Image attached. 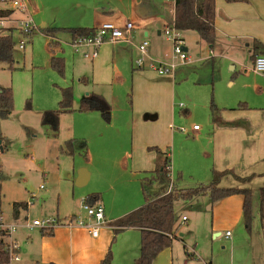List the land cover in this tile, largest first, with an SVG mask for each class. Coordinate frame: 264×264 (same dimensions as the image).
Here are the masks:
<instances>
[{"label":"rangeland","instance_id":"374dc122","mask_svg":"<svg viewBox=\"0 0 264 264\" xmlns=\"http://www.w3.org/2000/svg\"><path fill=\"white\" fill-rule=\"evenodd\" d=\"M24 1L26 11L15 8L13 0L0 2L1 7L15 9L12 17L30 13L36 23L32 36L20 30L14 32V67L0 62V86L11 87L14 96L12 114L0 120V209L9 221L15 219L14 201L30 203L28 209L21 211V222L27 216L31 221H65L69 217L73 222L85 220L88 216L82 201L92 192L99 193L97 202L105 207L108 219L121 217L142 204L141 179L153 175L155 158L162 155L153 147L171 161V180L176 185L208 183L213 175L208 168L214 148L209 143L210 136L203 132L212 120V105L249 99L264 104V73L253 70L250 56L240 54L238 61L219 56L216 49L211 52L200 44V37L193 30L180 31L189 60L180 66L186 70L177 76L172 90L165 83L167 80L159 79L166 76L148 67H136L134 60L141 53L137 48L140 42L133 33L132 41L103 43L93 61L83 56L89 48L77 52L66 40L70 38L65 27L91 26L100 16L99 6H112L115 16L111 20L131 19L138 8L147 7V0L139 7L138 0ZM151 1L162 9L172 2ZM45 27L61 28L58 43L50 41L43 32ZM157 28L162 30L165 42L155 30H151L149 38L164 46V53L170 51L174 30L167 27L171 32L169 39L162 20L157 22ZM20 41L25 42L24 48H20ZM53 55L64 58L62 71L52 65ZM213 56L217 71H212ZM231 63L236 67L232 68ZM82 77L87 81H81ZM69 87L73 110L60 114L55 130L45 123L44 115L59 107L64 90ZM93 92L101 94L110 105L109 115L102 109H79L81 99ZM194 124L202 128L200 132L193 130ZM70 139L84 141L86 154L77 145L73 154L68 153L66 142ZM82 168L90 173V179L85 185H77ZM209 204L208 198H201L196 207L181 209L182 217L187 219H181L178 235L182 234L193 256L189 257L183 241L175 238L157 255L154 264H239L251 248L252 261L262 264L264 211L259 209L258 189L253 190L250 229L241 219V227H228L230 237L225 236L227 229H222V235L213 238ZM236 204L234 200L231 208L235 209ZM226 220L235 218L231 215ZM41 229L19 228L23 258L9 264H44L35 257V243L25 238V234L41 233ZM118 238L113 240L112 252Z\"/></svg>","mask_w":264,"mask_h":264},{"label":"crops","instance_id":"0c3cea01","mask_svg":"<svg viewBox=\"0 0 264 264\" xmlns=\"http://www.w3.org/2000/svg\"><path fill=\"white\" fill-rule=\"evenodd\" d=\"M143 1L144 0H138V7L142 6ZM147 1V7L144 8L142 6V8H138L137 12L135 11V17L130 19L136 24L133 35L139 42L147 39L149 41L148 52L155 57H162L166 53H164V46L157 45L149 36L151 30H155L158 38L162 39V30L157 28V22L162 20L166 26L173 21L175 3L174 0H171L172 2H167L164 9H162L160 8V4L153 3L151 0ZM99 8L101 9L100 16L96 18L91 26L86 27H97L100 23L111 20V18L115 16L114 9H112L109 3L101 7L99 6ZM215 14V27L219 33L217 34L215 45L211 48L205 41L199 39L200 44H205L211 52H214L216 49L219 56H223L230 61H238L239 56L241 57L240 54H243L244 56L249 55L254 63L255 58L252 56L253 42L254 40H258L264 43V0H246L240 2L216 0ZM123 20L124 19H117L114 21L122 22ZM79 26L83 25L79 24L77 26L68 27ZM68 36L70 39L67 38L66 40L72 43V36L70 34ZM163 39L162 41L164 43L165 39ZM89 60L93 61L94 58ZM210 61L212 71H214V69L217 71L215 57L213 56ZM230 65L232 68L236 67L234 63ZM185 70L186 68L179 67L175 76L159 77V79L167 80L165 83L168 84L167 86H170L169 89L172 90L173 82L176 80L177 76L183 74ZM82 78L81 81H87V78ZM246 98L249 99L248 97ZM241 102H244L245 105L241 106ZM201 129L202 128L199 127V129L193 130L200 132ZM204 133L210 136L211 141L209 140V143L214 148L212 163L208 168L210 173L214 171L221 172L228 169L233 170L241 177L249 176L252 173L257 174L250 182L238 181L231 174H227L221 178V186L257 190L264 184V104H255L249 99V101L240 100L237 103L216 106L212 111V120L203 134ZM75 145H77V147L82 146L84 149L86 148L85 142L81 140H77ZM166 154L168 155V153ZM155 167L156 158L155 166L151 168V171H154ZM89 179L90 173L86 169H80L77 181L85 185ZM163 187H165V183H154L152 190L159 191ZM201 198L209 199L207 196H202L197 202L200 203ZM234 200L237 201L235 209L230 206L233 204ZM143 202L144 198L142 203ZM243 202L242 194L232 195L214 204L210 202L213 238L221 236L223 233L222 229H227L225 231V236L230 237L231 234L227 235V233L230 232L228 227L233 228L240 224L241 219L242 221L244 219ZM185 206L187 205H184L182 202L176 204L177 209L180 211L182 208H185ZM26 209H28V207ZM22 210L23 209H20L18 216H15L14 220L20 221L19 217ZM231 215L235 218V221L228 222L226 219ZM26 218H28V216ZM105 218L106 223L100 228L97 237H94L86 226L71 222L73 218L69 217L65 221H59L60 224L54 228V234L51 236L43 235L36 231V233L34 232L32 235L25 234V238L31 239L32 242L35 243L37 246L35 257L44 264H97L106 256L109 249H113V240L116 241L115 239H117L118 236V242L114 252H112L113 263H134L140 255L141 234L139 229L132 227L126 228L120 231L121 233L119 232V234L115 235L111 224L118 218L115 220L112 218L108 219L106 217V212ZM221 218L224 220L221 221ZM85 222L89 223L90 218H85ZM19 228L15 232V238L19 244L22 245L21 230H19ZM177 238L183 241L185 252L189 257H192L193 255L188 251L187 244L182 234L180 236L178 235ZM252 254L253 249L251 248L249 254L244 255L239 264H255V260L252 261ZM21 258H23V253H21ZM260 260L261 263L264 264V257ZM209 264L211 263L209 262Z\"/></svg>","mask_w":264,"mask_h":264},{"label":"trees","instance_id":"16d2710c","mask_svg":"<svg viewBox=\"0 0 264 264\" xmlns=\"http://www.w3.org/2000/svg\"><path fill=\"white\" fill-rule=\"evenodd\" d=\"M5 0H0V2ZM227 2H240L246 0H225ZM175 15L172 24L175 29L185 32L187 30L196 31L201 40L205 41L209 47H214L216 42L215 27V9L216 0H174ZM15 12L13 7H1L0 17L12 16ZM59 27H45L43 32L49 37L52 43H58V33L61 31ZM67 32L72 36V42L75 38L92 36L96 27H65ZM15 28H0V62L7 63L10 68L14 67L15 46L17 40L14 37ZM33 31L26 33L32 36ZM253 57L264 54V43L258 40L253 42ZM52 65L62 71L64 68V58L62 56L53 55ZM83 80H86L82 78ZM241 106L245 103L241 102ZM216 106L212 105V110ZM80 110L102 109L105 114H110V105L101 94L91 93L84 96L80 101ZM14 110V96L11 87L0 86V120L9 117ZM72 94L70 87L64 90L63 97L59 102V107L55 110L45 112V123H50L55 130L58 129V121L60 114L72 111ZM77 140L70 139L66 142L67 152L73 154L75 142ZM162 154L156 159V167L153 175L144 176L141 179V189L144 202L136 209L126 213L122 217L113 221L111 226L115 235L126 228H137L141 234L140 255L139 258L131 264H154L157 255L166 247L171 246L173 240L178 237L177 233L181 226L182 213L177 209L176 204L182 201L184 205L196 207L197 200L202 196H207L211 204L222 199L228 198L235 194L243 195V214L244 224L250 229L252 219V201L253 190L250 188H240L232 186H221V178L227 174H231L236 180L241 182H250L256 173L249 176L241 177L233 170H224L221 172H213V177L208 183L199 182L190 186H178L172 182L170 171L166 168L170 161L168 157H164L161 150L153 147ZM65 150V149H64ZM84 153L86 154V148ZM264 175V173H263ZM154 183L164 184L159 191L152 190ZM171 187V188H169ZM1 189V183H0ZM90 205L100 204L99 193H90L85 199ZM259 209L264 211V184L258 189ZM186 206V207H187ZM28 207L26 201H15L12 204L13 213L18 216L20 209ZM41 234L51 236L54 234V227L42 228ZM112 251L109 249L106 256L97 264H114L112 261ZM9 255L4 248V241L0 239V264H9Z\"/></svg>","mask_w":264,"mask_h":264},{"label":"built area","instance_id":"2783aa9c","mask_svg":"<svg viewBox=\"0 0 264 264\" xmlns=\"http://www.w3.org/2000/svg\"><path fill=\"white\" fill-rule=\"evenodd\" d=\"M12 3L13 6L20 11L28 10L24 0H13ZM10 27L23 31L24 33H29L36 28V23L30 13H28L26 17L20 18H14L12 16L0 17V28ZM167 27L174 30L172 34L173 44L171 50L166 52L162 57L157 58L148 52L149 41L144 39L137 45L141 56L134 60L136 67L140 69L148 67L159 75L173 77L176 70L189 60L187 50L184 46V38L180 35V31L175 29L172 24H167L164 33L169 39L171 32ZM135 28V22L130 19H124L122 22L107 20L96 27L95 33L92 36L75 38L72 45L77 52L83 47L89 48L83 51V56L87 59H93L98 55V47L105 42L132 41V33ZM19 46L20 48H24L25 42L20 41ZM253 69L256 72L264 73V55L256 56ZM193 129H199V126L194 125ZM171 167L172 164L171 161H169L166 168L170 171ZM41 187H43V185H41ZM29 204L30 203H28V206ZM82 204V207L86 210L90 218V222L87 223L85 220L79 218L75 223L86 226L90 233L94 237H97L100 228L106 223L105 209L102 204L90 205L85 199H83ZM182 219L185 220L187 217L183 216ZM71 222H73V220ZM59 224V220L55 218H34L32 221L26 218L22 222L16 220L9 221L0 210V239L4 241V248L8 252L9 262L21 260V245L15 238V232L19 227H25L31 230L33 228H52ZM227 235H230V232H228Z\"/></svg>","mask_w":264,"mask_h":264},{"label":"water","instance_id":"95a60500","mask_svg":"<svg viewBox=\"0 0 264 264\" xmlns=\"http://www.w3.org/2000/svg\"><path fill=\"white\" fill-rule=\"evenodd\" d=\"M185 49L187 50L186 47H185ZM0 143H1V142H0ZM76 183H77V185H82V183H80V181H77Z\"/></svg>","mask_w":264,"mask_h":264}]
</instances>
